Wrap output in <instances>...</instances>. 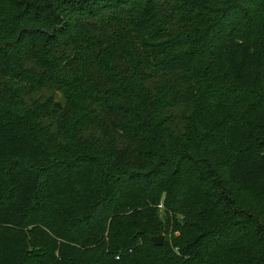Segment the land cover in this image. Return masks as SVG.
Masks as SVG:
<instances>
[{"label":"trees","instance_id":"trees-1","mask_svg":"<svg viewBox=\"0 0 264 264\" xmlns=\"http://www.w3.org/2000/svg\"><path fill=\"white\" fill-rule=\"evenodd\" d=\"M0 264H264V0H0Z\"/></svg>","mask_w":264,"mask_h":264},{"label":"water","instance_id":"water-1","mask_svg":"<svg viewBox=\"0 0 264 264\" xmlns=\"http://www.w3.org/2000/svg\"><path fill=\"white\" fill-rule=\"evenodd\" d=\"M152 240H153L154 245L162 246L163 243H164V236L163 235H159V236L153 237Z\"/></svg>","mask_w":264,"mask_h":264},{"label":"rangeland","instance_id":"rangeland-1","mask_svg":"<svg viewBox=\"0 0 264 264\" xmlns=\"http://www.w3.org/2000/svg\"><path fill=\"white\" fill-rule=\"evenodd\" d=\"M55 99H56V101L64 102V98H63V96H62L61 93H57V94L55 95Z\"/></svg>","mask_w":264,"mask_h":264}]
</instances>
